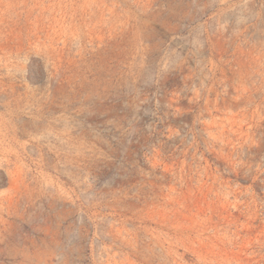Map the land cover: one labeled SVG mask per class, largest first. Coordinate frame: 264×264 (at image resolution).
I'll return each instance as SVG.
<instances>
[{
	"label": "rangeland",
	"instance_id": "374dc122",
	"mask_svg": "<svg viewBox=\"0 0 264 264\" xmlns=\"http://www.w3.org/2000/svg\"><path fill=\"white\" fill-rule=\"evenodd\" d=\"M0 264H264V0H0Z\"/></svg>",
	"mask_w": 264,
	"mask_h": 264
}]
</instances>
